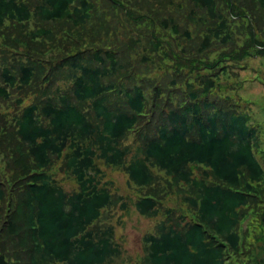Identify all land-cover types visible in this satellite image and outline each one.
<instances>
[{
	"label": "trees",
	"instance_id": "obj_1",
	"mask_svg": "<svg viewBox=\"0 0 264 264\" xmlns=\"http://www.w3.org/2000/svg\"><path fill=\"white\" fill-rule=\"evenodd\" d=\"M261 78L264 0H0V264H264Z\"/></svg>",
	"mask_w": 264,
	"mask_h": 264
},
{
	"label": "rangeland",
	"instance_id": "obj_2",
	"mask_svg": "<svg viewBox=\"0 0 264 264\" xmlns=\"http://www.w3.org/2000/svg\"><path fill=\"white\" fill-rule=\"evenodd\" d=\"M259 61L248 62V66L250 68L258 67ZM243 67L245 65V61L241 64ZM250 73L249 71H244L241 73L242 76ZM264 80L263 78H261ZM247 91L248 96L250 97L251 103L253 104L254 111L256 109H263L264 108V87L260 85L250 84L244 86ZM243 95H246L245 91ZM261 123H258L259 130L263 135L261 140V151L262 153H257V157L260 161V164L264 170V116L261 119ZM105 172L107 174V180L111 181L112 184L110 189L114 195L122 196V200L128 204V209L125 212L120 211V229H117V237H126L125 243V253L130 254L131 257H136L137 259L141 256V237L143 236V232H153L155 229V225L157 220H150V219H143L138 216V214L133 209V201L136 198L135 192H133V185L128 184L127 177L122 172H112L109 168L105 167ZM66 188L68 191L72 190V185L67 184ZM264 213V209L261 210ZM259 221V219H257ZM262 224V223H261ZM264 235V214H263V225L262 228L259 230Z\"/></svg>",
	"mask_w": 264,
	"mask_h": 264
}]
</instances>
